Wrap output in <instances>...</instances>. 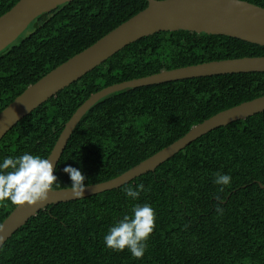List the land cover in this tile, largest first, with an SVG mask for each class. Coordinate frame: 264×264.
Segmentation results:
<instances>
[{
  "label": "trees",
  "instance_id": "1",
  "mask_svg": "<svg viewBox=\"0 0 264 264\" xmlns=\"http://www.w3.org/2000/svg\"><path fill=\"white\" fill-rule=\"evenodd\" d=\"M19 0H0V16ZM264 9V0H242ZM148 5L146 0H73L37 16L0 52V112L30 85ZM264 57V46L190 31L155 33L127 45L34 109L0 140V158H47L64 124L92 94L163 70ZM264 96V73L226 74L125 89L81 118L54 175L64 167L86 186L118 177L219 112ZM228 174L224 192L215 174ZM143 183L131 201L124 189ZM264 112L217 128L172 158L114 189L39 211L0 248V264H264ZM217 197L219 199H217ZM135 203L155 210L142 259L103 237ZM217 205L223 213L215 211ZM16 205L0 204V225Z\"/></svg>",
  "mask_w": 264,
  "mask_h": 264
},
{
  "label": "water",
  "instance_id": "2",
  "mask_svg": "<svg viewBox=\"0 0 264 264\" xmlns=\"http://www.w3.org/2000/svg\"><path fill=\"white\" fill-rule=\"evenodd\" d=\"M73 0H19L0 16V52L14 42L39 15ZM147 7L123 22L94 44L69 58L34 84L28 86L0 112V140L23 117L45 103L114 54L142 38L165 31H190L223 35L264 46V9L248 2L233 5L231 0H146ZM264 73V57L212 61L163 70L146 77L108 86L92 94L73 113L55 142L49 156L54 172L60 157L81 118L104 97L132 88L226 74ZM264 112V96L241 103L193 126L183 137L140 162L116 178L86 186L83 197L75 198L71 188L49 194L45 203L34 207L16 206L1 223L0 248L39 211L51 205L80 200L118 189L143 174L154 171L201 136L233 122ZM261 189L264 185L258 183Z\"/></svg>",
  "mask_w": 264,
  "mask_h": 264
},
{
  "label": "clouds",
  "instance_id": "3",
  "mask_svg": "<svg viewBox=\"0 0 264 264\" xmlns=\"http://www.w3.org/2000/svg\"><path fill=\"white\" fill-rule=\"evenodd\" d=\"M242 0H231L233 5H241ZM54 164L50 158H43L24 152L20 155H6L0 158V204L34 207L45 203L49 194L61 185L53 174ZM71 181L70 188L75 198L83 197L86 184L85 175L72 166L63 169ZM232 177L217 172L214 184L220 186L219 192H224L230 185ZM146 188L143 183L124 189V195L131 201L140 199ZM217 199H219L217 197ZM215 211L222 214L223 209L217 205ZM156 214L148 203H135L130 211L122 215L109 227L103 237L105 247L114 252L125 249L134 259H142L148 247L147 241L156 227ZM0 226V231H2Z\"/></svg>",
  "mask_w": 264,
  "mask_h": 264
}]
</instances>
